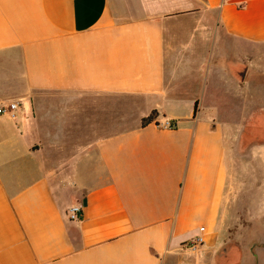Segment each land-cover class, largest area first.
Wrapping results in <instances>:
<instances>
[{
    "label": "crops",
    "instance_id": "0c3cea01",
    "mask_svg": "<svg viewBox=\"0 0 264 264\" xmlns=\"http://www.w3.org/2000/svg\"><path fill=\"white\" fill-rule=\"evenodd\" d=\"M261 47L264 0H0V105L20 104L0 116V264L235 261L219 230Z\"/></svg>",
    "mask_w": 264,
    "mask_h": 264
},
{
    "label": "rangeland",
    "instance_id": "374dc122",
    "mask_svg": "<svg viewBox=\"0 0 264 264\" xmlns=\"http://www.w3.org/2000/svg\"><path fill=\"white\" fill-rule=\"evenodd\" d=\"M251 61L249 115L245 111L243 122L236 119L243 128L233 132L232 192L227 204L234 209V219L219 230L218 252L233 248L240 253L228 264H264V47L251 49ZM237 113L226 116L236 118ZM218 264L226 263L219 259Z\"/></svg>",
    "mask_w": 264,
    "mask_h": 264
},
{
    "label": "built area",
    "instance_id": "2783aa9c",
    "mask_svg": "<svg viewBox=\"0 0 264 264\" xmlns=\"http://www.w3.org/2000/svg\"><path fill=\"white\" fill-rule=\"evenodd\" d=\"M18 101H10L5 105H0V116L4 114H9L11 116H15V111L19 107ZM164 127H173L170 123L166 122L163 124ZM82 217V207L81 206H73L69 210V218L71 220H79ZM204 242L203 238H197L194 242H191L190 248L195 249L196 247L202 245Z\"/></svg>",
    "mask_w": 264,
    "mask_h": 264
},
{
    "label": "trees",
    "instance_id": "16d2710c",
    "mask_svg": "<svg viewBox=\"0 0 264 264\" xmlns=\"http://www.w3.org/2000/svg\"><path fill=\"white\" fill-rule=\"evenodd\" d=\"M155 117H156V111H153L148 117H146V118H144L142 120V124L143 125H147V124L153 122V120L155 119Z\"/></svg>",
    "mask_w": 264,
    "mask_h": 264
}]
</instances>
